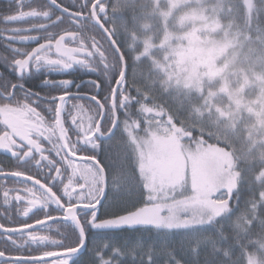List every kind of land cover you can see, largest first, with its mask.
I'll use <instances>...</instances> for the list:
<instances>
[{
  "label": "snow or ice",
  "instance_id": "obj_1",
  "mask_svg": "<svg viewBox=\"0 0 264 264\" xmlns=\"http://www.w3.org/2000/svg\"><path fill=\"white\" fill-rule=\"evenodd\" d=\"M204 12L205 0H15L0 12V62L17 74L0 70V150L12 161L0 163V264H70L85 250L84 264L135 261L142 241L125 251L97 234L137 227L163 234L165 264H264V137L241 126L227 84L209 90L226 45L206 47ZM77 69L96 78H52ZM52 224L63 230L40 231Z\"/></svg>",
  "mask_w": 264,
  "mask_h": 264
},
{
  "label": "rangeland",
  "instance_id": "obj_2",
  "mask_svg": "<svg viewBox=\"0 0 264 264\" xmlns=\"http://www.w3.org/2000/svg\"><path fill=\"white\" fill-rule=\"evenodd\" d=\"M246 5V4H245ZM213 7L205 8L204 15L208 18L205 21H197L196 25L200 28L202 38L209 40V45L215 42L218 45H226L224 51L217 58V67L223 69L221 74L212 82L211 91L219 92L227 84V91L224 93L225 100H231L233 105L235 100L240 101L241 105V126L257 129V138L264 137V126L260 121L264 118V44L251 42L249 37L243 38V33L236 24L225 33V27L213 29V21L219 18ZM255 0L251 10L247 8L248 14H253ZM180 12H175L168 20L169 30H180V26L175 22ZM162 22L163 18H162ZM163 25V24H162ZM207 25L208 27H204ZM192 25L189 24L183 30H188ZM239 30L240 36L235 37L236 43L229 44L234 34ZM264 43V42H263ZM208 81H202V86H207ZM231 94V95H230ZM251 109V111H249ZM259 114V115H258ZM252 117V118H250ZM247 134V132H246Z\"/></svg>",
  "mask_w": 264,
  "mask_h": 264
},
{
  "label": "trees",
  "instance_id": "obj_3",
  "mask_svg": "<svg viewBox=\"0 0 264 264\" xmlns=\"http://www.w3.org/2000/svg\"><path fill=\"white\" fill-rule=\"evenodd\" d=\"M221 4L223 7H221ZM215 8L216 13L219 16V19H223L226 21H231L233 24H236L237 28L241 30L243 33V38L245 36L249 37L251 42L257 43L259 42L261 46L264 44V31L257 32V26H259L261 29H264V0H255V9L252 14V21H251V27H244V19L247 12V7L245 5L244 0H205V8ZM231 8V11L228 9ZM178 12V11H177ZM259 12V18L257 19V13ZM159 25L162 26V17L155 18ZM264 47V46H263ZM144 68H147V64L143 65ZM131 64L129 65V78H131ZM172 109L175 110L176 105H171ZM182 115L187 119L188 118V107L185 105V108L183 109ZM167 117H164L166 119ZM252 118V117H250ZM189 124L196 125V127H199L198 123L195 120H188ZM207 130V129H206ZM192 132V135L195 137H199V131L195 129H190ZM243 135H247L246 131L243 132ZM207 139V137H205ZM258 139V138H257ZM187 142V141H186ZM213 142V141H210ZM259 151V148L257 149ZM249 195V192L247 188H242L241 190V196H240V203L243 205V202L245 198ZM101 238L106 237H112L114 238L119 245H123L125 241H127V248H125V251H128L137 240H140L143 242V249H140L137 251V255L135 258V261L133 258L128 256L118 257L121 261V264H140L141 258L144 260L145 264L147 262V249L149 246H154L157 250V253L153 255V260L155 264H165V261L168 260V257L164 255L163 253L159 252L160 249V241L158 239V236H162L163 234H157L154 229H146V228H140L137 227L136 229H125L123 231H112V232H101L97 234ZM178 239V234L176 236ZM81 254V253H80ZM90 257V254L87 250L82 252V254L79 256V258L76 260L74 264H84L86 260H88ZM179 257V254H178Z\"/></svg>",
  "mask_w": 264,
  "mask_h": 264
},
{
  "label": "flooded vegetation",
  "instance_id": "obj_4",
  "mask_svg": "<svg viewBox=\"0 0 264 264\" xmlns=\"http://www.w3.org/2000/svg\"><path fill=\"white\" fill-rule=\"evenodd\" d=\"M14 2L15 0H0V12H3L5 9L9 8L10 6H14ZM109 2H111V0H109ZM31 22L32 21L26 22L24 26H27V23H31ZM18 46L31 48V47H34L35 44L34 43H23V44H19ZM5 53L10 55V53L7 52V49L3 47V44H0V54H5ZM0 70H2L4 74L8 78H10L13 82L16 81L17 74L13 71H10L7 67L4 66L2 62H0ZM43 78L44 77L41 74L33 72L32 76L28 78L27 84L28 86L34 87L36 90H40L39 84ZM52 78L53 79L74 78L77 80H84V79L96 78V77L94 74L88 73L84 69H77L69 74H66L63 76H53ZM82 91H88L87 86L82 88ZM0 163H5L11 166L12 161L10 158V154L5 153L3 150H0ZM11 211H13L14 213V208ZM3 212H4V208L2 207V205H0V222H4L2 219ZM14 218H16L17 220L23 219L20 217H14ZM58 228H60L61 231L63 230L59 224H52L50 226L49 225L43 226V228L40 231L44 232L45 234L55 235ZM0 247H2V245H0ZM81 254H78V256L74 257L73 260L70 261V264H74Z\"/></svg>",
  "mask_w": 264,
  "mask_h": 264
},
{
  "label": "clouds",
  "instance_id": "obj_5",
  "mask_svg": "<svg viewBox=\"0 0 264 264\" xmlns=\"http://www.w3.org/2000/svg\"><path fill=\"white\" fill-rule=\"evenodd\" d=\"M216 21L219 23L220 26L225 27V33H227L228 29L232 27L231 21H226V20L219 19V18H217Z\"/></svg>",
  "mask_w": 264,
  "mask_h": 264
}]
</instances>
